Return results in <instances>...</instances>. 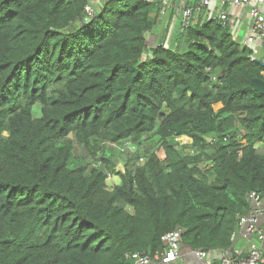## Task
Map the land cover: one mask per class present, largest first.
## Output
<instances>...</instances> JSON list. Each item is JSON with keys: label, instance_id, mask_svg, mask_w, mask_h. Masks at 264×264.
<instances>
[{"label": "trees", "instance_id": "trees-1", "mask_svg": "<svg viewBox=\"0 0 264 264\" xmlns=\"http://www.w3.org/2000/svg\"><path fill=\"white\" fill-rule=\"evenodd\" d=\"M154 9L0 0V264L226 252L264 197V65L214 15L151 46Z\"/></svg>", "mask_w": 264, "mask_h": 264}, {"label": "built area", "instance_id": "built-area-1", "mask_svg": "<svg viewBox=\"0 0 264 264\" xmlns=\"http://www.w3.org/2000/svg\"><path fill=\"white\" fill-rule=\"evenodd\" d=\"M191 1H194V5L187 7L183 11L182 30L193 23L196 11H200L202 8L210 7L212 0ZM92 3H94V1ZM92 3H88L85 6V12L91 19L95 14V7ZM219 3L220 13L215 17L225 25L235 24L234 21L231 20V15L228 11L229 7H250V16L253 20V24L247 37V43L253 45L256 39H258L260 40L261 45L264 48V0H219ZM252 51L253 54L251 55V60H260L258 59L260 50L256 47H253ZM113 146L119 149L117 145ZM127 148H129L131 151L135 150L134 147L127 146ZM249 198L252 203V208L250 212L241 216V224L244 223L243 228L246 229L248 235H257L259 242L263 243L264 231L260 229L259 223L260 218L264 215V197L260 193L253 191L249 195ZM162 240L164 243V249L161 253H157L154 257H150L142 253L128 254V257L137 264H151L157 262H160L162 264H172L177 262L181 256V249L183 246L182 232L180 230L170 232L166 234L162 238ZM260 243H252L250 253L246 257H232L227 254L222 255L220 257L219 264H264V252ZM197 255L201 260H206L208 257V252L197 250ZM206 264L211 263L206 261Z\"/></svg>", "mask_w": 264, "mask_h": 264}, {"label": "crops", "instance_id": "crops-1", "mask_svg": "<svg viewBox=\"0 0 264 264\" xmlns=\"http://www.w3.org/2000/svg\"><path fill=\"white\" fill-rule=\"evenodd\" d=\"M99 1V0H98ZM154 2L155 9L152 13V18L156 20L155 27L147 34L148 42L151 41V46L159 45L164 42L167 35V28L170 23V17H173L171 21L170 32L166 39V46H174L173 40L176 38L177 33L182 30V16L183 11L190 6L194 5V1L191 0H147ZM198 1V0H197ZM255 4V2H254ZM250 7L236 8L229 7L228 11L231 15V20L234 21L232 25L233 34L236 38L241 40V44L250 49L256 47L260 50L258 59L264 62V48L261 45L260 40L256 39L253 45L247 43V37L249 35L253 20L250 16ZM220 13L219 0H212L211 5L208 8H202L200 11H196L194 21H197L198 16H203L205 19L216 16ZM231 25V24H230ZM244 31L243 39L238 34ZM250 212V211H249ZM244 223L241 224L240 228L234 235L233 245L230 250L225 253L222 251L208 252L206 260H201L197 255V250L192 249L183 244L181 249V256L179 260L172 264H206V261L211 264H219L220 257L227 254L232 257H246L251 250L252 243H260L257 235H248L246 229L243 228ZM259 227L264 231V215L260 218ZM264 252V242L260 243ZM133 264H137L133 262ZM151 264H162L160 262Z\"/></svg>", "mask_w": 264, "mask_h": 264}, {"label": "rangeland", "instance_id": "rangeland-1", "mask_svg": "<svg viewBox=\"0 0 264 264\" xmlns=\"http://www.w3.org/2000/svg\"><path fill=\"white\" fill-rule=\"evenodd\" d=\"M238 36L240 37V38H242L243 39V36H244V31L241 33H239L238 34ZM241 41V40H240ZM150 43L149 44H151V41H149ZM151 55V54H150ZM217 108H219V107H217ZM40 115V112H39V110H37L36 112H35V116L37 117V116H39ZM184 143H186V144H188V143H190V141L189 140H187V139H184ZM109 146H111L110 144H109ZM111 148H113V149H115L116 151H118V148H114V147H111ZM159 154H160V156L162 157V158H164V152L163 151H160L159 152ZM119 168H120V170H122V165H120L119 166ZM119 182V177L118 176H111L110 178H109V180H108V184L111 186V185H113V184H116V183H118Z\"/></svg>", "mask_w": 264, "mask_h": 264}, {"label": "water", "instance_id": "water-1", "mask_svg": "<svg viewBox=\"0 0 264 264\" xmlns=\"http://www.w3.org/2000/svg\"><path fill=\"white\" fill-rule=\"evenodd\" d=\"M258 63L264 65V62L262 60H257ZM254 90L262 95H264V80L262 79H254L252 81Z\"/></svg>", "mask_w": 264, "mask_h": 264}]
</instances>
